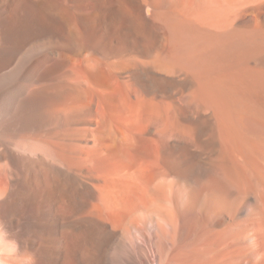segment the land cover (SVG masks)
<instances>
[{"label": "bare ground", "instance_id": "bare-ground-1", "mask_svg": "<svg viewBox=\"0 0 264 264\" xmlns=\"http://www.w3.org/2000/svg\"><path fill=\"white\" fill-rule=\"evenodd\" d=\"M0 264H264V0H0Z\"/></svg>", "mask_w": 264, "mask_h": 264}]
</instances>
